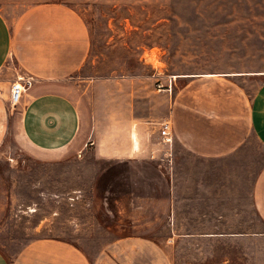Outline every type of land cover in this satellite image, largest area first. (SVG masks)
Instances as JSON below:
<instances>
[{"label":"rangeland","instance_id":"1","mask_svg":"<svg viewBox=\"0 0 264 264\" xmlns=\"http://www.w3.org/2000/svg\"><path fill=\"white\" fill-rule=\"evenodd\" d=\"M68 4L91 33L83 72L91 78L142 76L148 92L161 81L174 93L191 76L264 70V0ZM21 103L14 106L0 148V251L7 258L47 237L72 242L95 257L125 236L174 240L167 251L177 264H236V257L250 255L251 249L187 236L258 229L251 188L264 150L253 139L243 151L209 163L192 159L175 142L163 147L164 161L102 162L77 147L62 159L43 161L15 143ZM89 132L86 116L81 138Z\"/></svg>","mask_w":264,"mask_h":264},{"label":"crops","instance_id":"2","mask_svg":"<svg viewBox=\"0 0 264 264\" xmlns=\"http://www.w3.org/2000/svg\"><path fill=\"white\" fill-rule=\"evenodd\" d=\"M69 1L0 0V148L16 109L11 86L24 78L32 85L21 100L14 140L43 161L62 159L75 147L102 162L164 161L158 133L163 121L172 125L175 147L204 163L243 151L251 139L264 150V70L191 76L174 93L158 89L161 81L148 92L142 76L91 78L83 73L91 33ZM86 116L90 132L81 138ZM170 200L175 218L174 193ZM251 202L257 230L187 237L251 249L250 255L236 257V264H264V164L255 174ZM170 241L120 237L91 257L72 242L47 237L13 259L0 251V264H177L167 251Z\"/></svg>","mask_w":264,"mask_h":264},{"label":"built area","instance_id":"3","mask_svg":"<svg viewBox=\"0 0 264 264\" xmlns=\"http://www.w3.org/2000/svg\"><path fill=\"white\" fill-rule=\"evenodd\" d=\"M31 85L32 80L18 78L11 86V103L13 105H16L21 102L23 95L26 93V91L30 88ZM158 89H165V85L159 83ZM158 133L160 138V144L163 147H165V145L171 146L174 143L172 125L170 121L161 122L159 124Z\"/></svg>","mask_w":264,"mask_h":264}]
</instances>
